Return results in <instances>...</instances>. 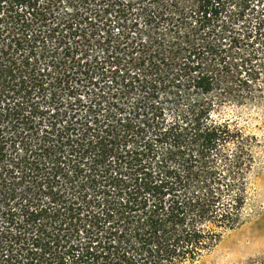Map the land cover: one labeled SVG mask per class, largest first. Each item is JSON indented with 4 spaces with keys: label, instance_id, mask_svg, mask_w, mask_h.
Segmentation results:
<instances>
[{
    "label": "trees",
    "instance_id": "1",
    "mask_svg": "<svg viewBox=\"0 0 264 264\" xmlns=\"http://www.w3.org/2000/svg\"><path fill=\"white\" fill-rule=\"evenodd\" d=\"M255 1L0 0V264H189L243 222L253 137L211 113L264 102ZM96 53L132 71L81 96Z\"/></svg>",
    "mask_w": 264,
    "mask_h": 264
},
{
    "label": "rangeland",
    "instance_id": "2",
    "mask_svg": "<svg viewBox=\"0 0 264 264\" xmlns=\"http://www.w3.org/2000/svg\"><path fill=\"white\" fill-rule=\"evenodd\" d=\"M194 1L178 0L179 5L166 8V12H174L173 16L180 12L186 13L187 17H189V11L191 9L194 10ZM69 3L71 4L70 8L73 7L75 12L78 11V15L74 18L76 19L75 22H82L83 24L87 22L82 21L84 17L92 18L95 16L94 9H100L98 0H70ZM143 4V2L139 3L140 6ZM263 5L264 0H262V3L255 1L251 4L250 11L248 9L245 14L255 21L258 17H261L262 13L264 15ZM66 6V3H62L59 10L67 11L68 7ZM149 11L154 12L155 9L147 6V12ZM138 12L141 11L139 10ZM138 12L135 11V14ZM188 19L190 20V18ZM240 25L241 23L234 26L238 28ZM222 43L227 45L228 40L224 39ZM94 54L95 52L92 53V55ZM96 54L98 55V61L101 60L103 62L96 64V67L91 69L87 74L73 75L75 76L74 80H77L79 85H85L84 88H80L79 93H81V96H86L85 91L93 88L91 83H96L98 87L107 88L108 83L112 79L111 76L114 74L111 73V70L115 67L113 63H116V66L118 65L124 71L127 69H131L132 71V64L134 65V63H130L129 57L121 55L119 59H108L105 55L99 56L98 53ZM97 69L99 71H96ZM98 73L103 74V77ZM211 116L215 121L229 123L232 128L238 129L244 136L253 137L250 144L255 160L247 180L243 222L239 226L223 232L220 241L211 250L205 252L194 263L189 264L262 263L264 262V102L223 103L212 111Z\"/></svg>",
    "mask_w": 264,
    "mask_h": 264
}]
</instances>
